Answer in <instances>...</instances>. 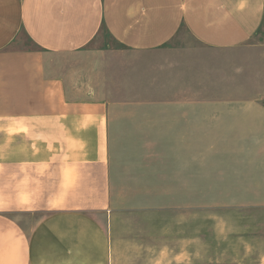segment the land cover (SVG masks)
Wrapping results in <instances>:
<instances>
[{
	"label": "crops",
	"instance_id": "1",
	"mask_svg": "<svg viewBox=\"0 0 264 264\" xmlns=\"http://www.w3.org/2000/svg\"><path fill=\"white\" fill-rule=\"evenodd\" d=\"M262 28L264 0H0V264H110L114 139L257 137L218 83ZM182 30L200 49L164 50Z\"/></svg>",
	"mask_w": 264,
	"mask_h": 264
},
{
	"label": "rangeland",
	"instance_id": "2",
	"mask_svg": "<svg viewBox=\"0 0 264 264\" xmlns=\"http://www.w3.org/2000/svg\"><path fill=\"white\" fill-rule=\"evenodd\" d=\"M33 48L21 34L12 48ZM105 32L88 49H119ZM164 50H195L182 30ZM221 60L218 98L249 99L264 117V28ZM240 69L232 83L233 70ZM256 78L259 83H246ZM262 85H261V84ZM261 111L259 112V108ZM249 138L112 141L110 209L98 215L110 264H264V129ZM259 136V137H258Z\"/></svg>",
	"mask_w": 264,
	"mask_h": 264
}]
</instances>
